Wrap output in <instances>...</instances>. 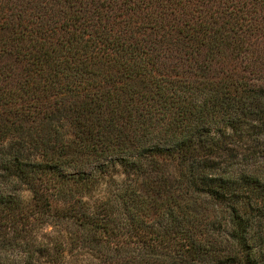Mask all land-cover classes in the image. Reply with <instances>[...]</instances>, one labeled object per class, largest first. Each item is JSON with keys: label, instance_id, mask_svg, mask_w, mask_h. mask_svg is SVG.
Here are the masks:
<instances>
[{"label": "trees", "instance_id": "16d2710c", "mask_svg": "<svg viewBox=\"0 0 264 264\" xmlns=\"http://www.w3.org/2000/svg\"><path fill=\"white\" fill-rule=\"evenodd\" d=\"M0 264H264V0H0Z\"/></svg>", "mask_w": 264, "mask_h": 264}, {"label": "rangeland", "instance_id": "374dc122", "mask_svg": "<svg viewBox=\"0 0 264 264\" xmlns=\"http://www.w3.org/2000/svg\"><path fill=\"white\" fill-rule=\"evenodd\" d=\"M169 167V166H168Z\"/></svg>", "mask_w": 264, "mask_h": 264}]
</instances>
